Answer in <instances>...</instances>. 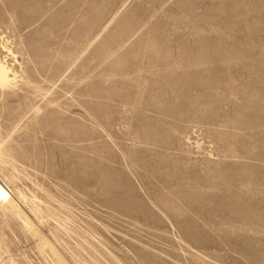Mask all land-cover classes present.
<instances>
[{"label": "rangeland", "instance_id": "rangeland-1", "mask_svg": "<svg viewBox=\"0 0 264 264\" xmlns=\"http://www.w3.org/2000/svg\"><path fill=\"white\" fill-rule=\"evenodd\" d=\"M0 61V264H264V0H0Z\"/></svg>", "mask_w": 264, "mask_h": 264}, {"label": "bare ground", "instance_id": "bare-ground-1", "mask_svg": "<svg viewBox=\"0 0 264 264\" xmlns=\"http://www.w3.org/2000/svg\"><path fill=\"white\" fill-rule=\"evenodd\" d=\"M10 82L9 69L0 61V84L5 85ZM0 201L7 205L17 206L18 204L14 199L12 193L0 182ZM22 214V213H21ZM28 220V218H27Z\"/></svg>", "mask_w": 264, "mask_h": 264}]
</instances>
